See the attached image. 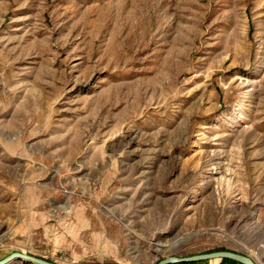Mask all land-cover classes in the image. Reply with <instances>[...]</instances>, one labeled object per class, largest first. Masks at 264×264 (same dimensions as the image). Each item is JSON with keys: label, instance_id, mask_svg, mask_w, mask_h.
Masks as SVG:
<instances>
[{"label": "rangeland", "instance_id": "374dc122", "mask_svg": "<svg viewBox=\"0 0 264 264\" xmlns=\"http://www.w3.org/2000/svg\"><path fill=\"white\" fill-rule=\"evenodd\" d=\"M214 251L264 264V0H0V260Z\"/></svg>", "mask_w": 264, "mask_h": 264}, {"label": "water", "instance_id": "95a60500", "mask_svg": "<svg viewBox=\"0 0 264 264\" xmlns=\"http://www.w3.org/2000/svg\"><path fill=\"white\" fill-rule=\"evenodd\" d=\"M15 257H21L24 258L26 260H30L34 263L37 264H54L51 263L49 261L43 260V259H39V258H35L29 255H25L19 252H13L9 255H7L6 257H4L3 259L0 260V264H4L7 261H9L12 258ZM230 258L233 260H236L242 264H254L253 261L248 257V256H244L235 252H231V251H214V252H209V253H203V254H197V255H192V256H188V257H173V256H168L165 257L163 259H161L160 261L157 262V264H169V263H174V262H181V261H194V260H200V259H210V258Z\"/></svg>", "mask_w": 264, "mask_h": 264}, {"label": "trees", "instance_id": "16d2710c", "mask_svg": "<svg viewBox=\"0 0 264 264\" xmlns=\"http://www.w3.org/2000/svg\"><path fill=\"white\" fill-rule=\"evenodd\" d=\"M230 263H237V264H242L236 260H232V259H229V258H224L222 260V264H230ZM169 264H173V263H169ZM175 264H198V261H190V262H186V261H183V262H180V263H175Z\"/></svg>", "mask_w": 264, "mask_h": 264}, {"label": "bare ground", "instance_id": "6f19581e", "mask_svg": "<svg viewBox=\"0 0 264 264\" xmlns=\"http://www.w3.org/2000/svg\"><path fill=\"white\" fill-rule=\"evenodd\" d=\"M251 259V258H250ZM252 260V259H251ZM253 261V260H252ZM254 264H256L254 261H253Z\"/></svg>", "mask_w": 264, "mask_h": 264}]
</instances>
